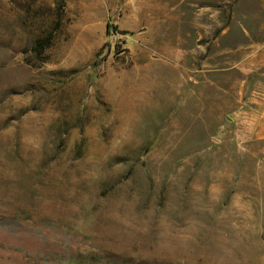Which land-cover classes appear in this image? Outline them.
Returning a JSON list of instances; mask_svg holds the SVG:
<instances>
[{
    "label": "rangeland",
    "instance_id": "1",
    "mask_svg": "<svg viewBox=\"0 0 264 264\" xmlns=\"http://www.w3.org/2000/svg\"><path fill=\"white\" fill-rule=\"evenodd\" d=\"M0 264H264V0H0Z\"/></svg>",
    "mask_w": 264,
    "mask_h": 264
},
{
    "label": "bare ground",
    "instance_id": "2",
    "mask_svg": "<svg viewBox=\"0 0 264 264\" xmlns=\"http://www.w3.org/2000/svg\"><path fill=\"white\" fill-rule=\"evenodd\" d=\"M169 12H170V14L176 13L175 9H172Z\"/></svg>",
    "mask_w": 264,
    "mask_h": 264
}]
</instances>
